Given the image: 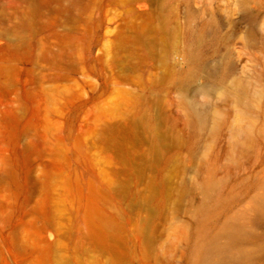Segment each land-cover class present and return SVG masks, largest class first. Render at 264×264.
<instances>
[{
  "label": "rangeland",
  "instance_id": "obj_1",
  "mask_svg": "<svg viewBox=\"0 0 264 264\" xmlns=\"http://www.w3.org/2000/svg\"><path fill=\"white\" fill-rule=\"evenodd\" d=\"M0 264H264V0H0Z\"/></svg>",
  "mask_w": 264,
  "mask_h": 264
},
{
  "label": "bare ground",
  "instance_id": "obj_2",
  "mask_svg": "<svg viewBox=\"0 0 264 264\" xmlns=\"http://www.w3.org/2000/svg\"><path fill=\"white\" fill-rule=\"evenodd\" d=\"M74 1H78V0H74ZM73 0H72V2H74Z\"/></svg>",
  "mask_w": 264,
  "mask_h": 264
}]
</instances>
